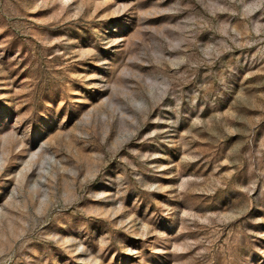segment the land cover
Here are the masks:
<instances>
[{"label":"rangeland","instance_id":"374dc122","mask_svg":"<svg viewBox=\"0 0 264 264\" xmlns=\"http://www.w3.org/2000/svg\"><path fill=\"white\" fill-rule=\"evenodd\" d=\"M0 264H264V0H0Z\"/></svg>","mask_w":264,"mask_h":264}]
</instances>
